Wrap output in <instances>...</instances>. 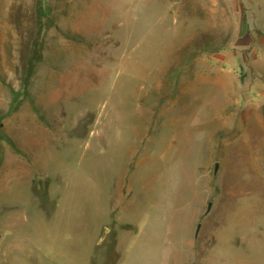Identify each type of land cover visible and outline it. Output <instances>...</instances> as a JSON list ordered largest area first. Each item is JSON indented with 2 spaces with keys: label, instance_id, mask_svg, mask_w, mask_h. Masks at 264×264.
I'll return each mask as SVG.
<instances>
[{
  "label": "rangeland",
  "instance_id": "374dc122",
  "mask_svg": "<svg viewBox=\"0 0 264 264\" xmlns=\"http://www.w3.org/2000/svg\"><path fill=\"white\" fill-rule=\"evenodd\" d=\"M38 4L0 264H264V0H0V114Z\"/></svg>",
  "mask_w": 264,
  "mask_h": 264
},
{
  "label": "trees",
  "instance_id": "16d2710c",
  "mask_svg": "<svg viewBox=\"0 0 264 264\" xmlns=\"http://www.w3.org/2000/svg\"><path fill=\"white\" fill-rule=\"evenodd\" d=\"M22 7H19V12L16 15V24L20 32L21 45L19 53L20 65L18 68L20 86L18 90H12V101L10 108L6 114H0V168L3 163V149L2 141H6L13 145L10 138L4 134L3 131V120L20 110L25 100H31V86L33 79L36 75L39 65L44 59V42H43V32L54 27V21L45 17L42 5L38 4L36 11L28 20L31 23L30 27L24 29L22 27ZM29 16V17H30ZM176 78L178 80L181 72L174 71ZM43 118V117H42Z\"/></svg>",
  "mask_w": 264,
  "mask_h": 264
}]
</instances>
